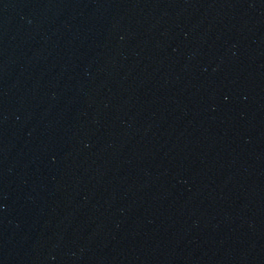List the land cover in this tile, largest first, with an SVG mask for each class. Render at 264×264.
Listing matches in <instances>:
<instances>
[{"label":"water","instance_id":"obj_1","mask_svg":"<svg viewBox=\"0 0 264 264\" xmlns=\"http://www.w3.org/2000/svg\"><path fill=\"white\" fill-rule=\"evenodd\" d=\"M0 264H264V0H0Z\"/></svg>","mask_w":264,"mask_h":264}]
</instances>
